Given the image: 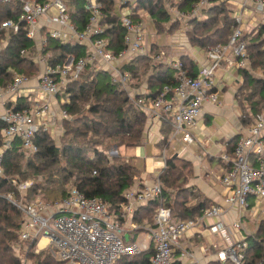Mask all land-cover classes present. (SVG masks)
Listing matches in <instances>:
<instances>
[{"label": "built area", "instance_id": "2783aa9c", "mask_svg": "<svg viewBox=\"0 0 264 264\" xmlns=\"http://www.w3.org/2000/svg\"><path fill=\"white\" fill-rule=\"evenodd\" d=\"M10 1L0 0L1 3ZM20 1L23 4L22 14L18 20L2 22L0 42L4 38L10 40V31H18L21 22L27 25V36L33 45L23 48L21 56L37 65L38 86H26L30 77L15 73L8 86L0 87V103L5 107L0 120L6 124L4 144L0 147V176L3 175L4 151L16 137L22 140L28 155L38 150L34 136L39 129L55 133L57 128L62 127V121L69 117V113L60 107L57 97L64 93L69 82L77 79L88 67L108 70L111 82L124 88L132 99L135 98L136 105L146 112L148 122L156 119L161 125L164 122L171 125L173 134L169 144L180 141L189 145L197 141L194 128L204 104H220L216 69L228 59L230 52L237 70L248 69L251 65L246 42L242 39L247 29L242 11L236 15L239 26L230 41L209 47L206 50L209 63L201 65L197 74L193 75L179 58L165 57V53L154 56L145 52L143 21H135L131 8H128L129 3L135 0H116L126 28L125 47L118 54L109 49L104 37L107 24L102 23L104 10L101 0H84L89 19L82 30L77 29L72 21L69 0ZM249 1L242 3L241 8ZM254 1L255 9L264 12V0ZM167 5L179 17L191 19L200 16L203 7L209 5V0H199L187 13L178 11L169 1ZM3 30L9 31L7 37H3ZM48 37L62 43L83 44L86 53L78 58L69 55L62 64L52 65L46 52ZM147 54L176 71L175 83L164 85L154 98L143 95L136 97L132 73L122 68V64L130 62L134 56ZM25 100L28 104L16 108L18 102ZM66 100L69 101L64 96L60 99L62 103ZM162 157L166 163L165 152ZM252 158H256L257 164ZM222 159L230 164L219 179L227 190L226 203L242 213L250 208L264 216V113H259L246 134L238 139L234 156L225 154ZM32 183V180H27L18 188L25 191ZM162 193L159 178L151 184L140 185L136 182L124 192L126 202L118 212L110 211L102 197L87 196L77 187H71L66 196L53 200L41 195L30 202L16 198L13 193H0V196L12 202L23 214L21 239H36L38 252L49 249L54 257L66 264H114L122 256L140 254L150 248L154 249L152 264H173V254L175 249L181 247V240L196 235L203 228L229 242L225 249L218 252L221 261L230 260L235 264L245 262L248 234L244 233L249 231L242 220V213L229 225L222 219L223 208L220 205L206 207L202 214L177 222L172 221L169 208L160 206L154 216L155 227L146 226L144 243L127 240L125 234L140 227L133 221L136 204L156 200ZM209 219L214 222L206 226ZM181 255L187 257L192 253L184 249Z\"/></svg>", "mask_w": 264, "mask_h": 264}, {"label": "trees", "instance_id": "16d2710c", "mask_svg": "<svg viewBox=\"0 0 264 264\" xmlns=\"http://www.w3.org/2000/svg\"><path fill=\"white\" fill-rule=\"evenodd\" d=\"M168 1L178 11L187 13L199 0H135L129 3L135 21H143L145 14L154 20L157 33L173 35L188 23L184 30L190 46L207 50L209 47L227 44L234 30L239 26L235 10L226 0H209L201 14L191 19L176 17L168 7ZM103 3V24H107L104 37L108 47L118 54L125 47L126 28L117 9L116 0H101ZM69 13L79 30L84 29L89 16L84 0H69ZM20 0L0 2V26L7 19L18 20L22 14ZM258 28L245 31L242 39L246 42L251 61L248 69L238 70L243 80L237 91V99L243 110V125L251 127L259 113H264V22ZM28 28L21 22L18 31H10L9 42L0 49V87L8 86L15 73L27 77L38 74V67L31 60L21 56V50L33 45L27 36ZM6 31H2L3 37ZM158 48L153 44L150 55ZM86 47L77 42L62 43L48 37L46 52L52 65L62 64L69 55L84 56ZM147 55H137L122 68L132 73L134 86L146 84L147 92L141 95L154 98L166 84H174L176 71L164 62L156 61ZM179 59L189 73L197 74L194 57L183 53ZM69 101L60 107L67 110L69 117L62 123L61 134L39 129L34 136L38 150L26 154L22 140L16 137L3 155V175L0 176V193H13L16 198L26 202L37 196L48 198L50 192L61 197L67 195L71 187H77L87 196L102 197L112 212H118L126 202L124 192L140 178L142 170L132 160L110 150L120 147H137L144 141L148 116L136 105L135 98L121 86L111 82V73L106 69L86 68L80 76L65 86L64 93L58 97ZM60 102V99H59ZM25 102H18L21 108ZM164 139L160 146L165 147L169 140L171 125L163 124ZM6 124L0 120V147L4 144ZM245 134L236 135L228 152L234 156L238 139ZM257 164L256 158H252ZM229 169L230 164H227ZM193 175V163L182 157L169 156L165 168L158 178L163 186L162 195L137 208L133 220L139 224V232L146 226L155 227L154 216L160 206L170 209L172 221L177 222L202 214L206 207L212 206L203 194L189 186ZM33 180L25 191L19 185ZM15 181V182H14ZM194 200L195 202H192ZM23 214L12 202L0 196V264H23L17 246L28 245L27 257H37L33 252L36 239L22 240L20 230ZM245 262L243 264H264V219L257 230L247 235ZM153 248L136 255H125L114 264H152ZM37 260L43 264L57 262L50 253L39 254ZM61 262V261H60ZM64 263V262H63ZM213 264H221L215 262ZM224 264H235L227 261Z\"/></svg>", "mask_w": 264, "mask_h": 264}, {"label": "crops", "instance_id": "0c3cea01", "mask_svg": "<svg viewBox=\"0 0 264 264\" xmlns=\"http://www.w3.org/2000/svg\"><path fill=\"white\" fill-rule=\"evenodd\" d=\"M226 1L228 5L235 10L236 15L238 13H241V11L243 14L248 13L252 15L253 11H256V3L254 0L247 2L248 4H246V6L243 8H241L240 5L246 0ZM262 13L263 19L261 22H264V12ZM261 22L257 21L254 18H251L250 16L248 21H244L247 26L246 31L250 32L253 29L258 28V24H260ZM185 28L186 25H184L182 29L178 30L176 33L173 34L175 39V45H173V48L171 49L183 50V48H186L189 52L183 53H189L194 57L198 71L201 65L209 63V59H207L206 50H201L200 48L190 46L187 36L184 32ZM4 31H6L4 36L7 37L9 31ZM8 42L9 40L7 38H4L3 40H1L0 43H2V47H4ZM180 55H175L174 52L165 53V57H173L175 59H178ZM231 60H234V56L230 52L228 54V59L222 62L221 66L216 69L215 73L216 79L219 82L217 95L218 98L224 97V100L220 101V104H213L209 102L205 103L203 107V112L198 118L197 124L194 128V133L197 141L189 145L183 144L180 141H175L172 147V151L174 153L172 155H169L175 157H182L193 163V175L189 179V186H195V188L199 190L203 194L204 198L209 200L211 204L222 206V219L229 225L236 221L239 217V213L241 215L242 212H240V210H238L236 207L229 205L225 201L227 190L221 184L219 179L225 174L227 170V164L222 158L225 154H228L231 149L230 141L236 135L246 134L248 129V127L243 125L241 118L244 117L243 110L239 105V101L236 96L238 88L242 83L243 77ZM231 84H236L234 90L229 88V85ZM26 86L37 87L38 75L30 77ZM133 88L135 94L147 92L145 83L140 85L139 87H136L133 84ZM4 111L5 107L0 103V116L1 114H3ZM213 122L214 126H212ZM163 127L164 126L161 125L156 119H153L147 123L144 132V141L142 145L136 147L138 149V155H140L141 153H143L144 150H146L148 144H153L158 146L159 148H163L159 144L165 137L163 133ZM59 131H62V127L57 128L55 133L57 132L58 134ZM169 146L170 144L168 143L167 146L164 147V150ZM162 155L156 156V158L152 156L146 157V164L144 165V170L141 169L142 174L140 178H138V184H151L158 178L160 173L165 168V162L163 160ZM169 156L167 155V157ZM148 159L149 161L147 162ZM216 159L218 160V166L213 168ZM213 176L215 178V181L212 180ZM59 197H61L59 193L50 192L48 199L53 200ZM253 199L254 197L252 196L250 198L251 205L253 203ZM192 202L195 201L192 200ZM141 205L145 204L137 203L136 207L138 208ZM248 211L255 212L250 208L246 211H243L242 220L244 223L245 220H248L249 218L246 214L248 213ZM253 215V217H255L253 218L255 221V226H249L250 229L247 226L249 232H245L244 234L251 235L252 233H254L259 227L260 222L264 219V216H262L260 213L255 212ZM213 222L214 220L212 219L206 220V226L212 224ZM137 225L140 226L139 224ZM141 233L144 232H139L137 229H132L129 233H127V240H137V237ZM228 245L229 242L227 240L222 239L220 236L212 233L208 228H203L201 231L197 232L196 235L191 237H184L181 240V247L175 249L174 251L173 264H213L215 262L224 264L225 262L230 260L221 261L218 258V252L221 249H225ZM184 249L189 250L192 253V256L182 257L181 252ZM17 250L19 255L22 257L23 264H43L42 262H40V260H37L38 256H40L39 254H51L49 249H42L38 252L35 246L33 252L37 257H27V244L18 245ZM56 259L57 262H54L53 264H64L62 261L60 262L58 258Z\"/></svg>", "mask_w": 264, "mask_h": 264}, {"label": "rangeland", "instance_id": "374dc122", "mask_svg": "<svg viewBox=\"0 0 264 264\" xmlns=\"http://www.w3.org/2000/svg\"><path fill=\"white\" fill-rule=\"evenodd\" d=\"M130 8V7H128ZM240 12V11H239ZM174 14V13H173ZM244 21H248L250 16L251 18H254L256 19L257 21H262L263 19V13L260 12V11H253V14H248V13H244ZM175 16L178 18V14H175ZM201 17H203V14H200ZM183 18V17H182ZM156 18H151L148 14H145V18L143 20V25H144V28H143V34L145 36L144 38V47L147 51H145L146 53H150V49H151V46L152 44H157L158 45V48H157V52L154 54V56L158 53H170V52H174L175 55H180L181 53L183 52H189L186 48H183L182 49H176V50H173L171 48H173V45H175V42H174V36L173 35H169L167 33H160L158 34L157 33V28H156V25H155V20ZM183 25H188V23H183ZM245 26V24H243ZM3 46L2 43H0V48ZM216 73V71H215ZM236 86V84H231L229 85V88L234 90V87ZM59 99H61V97H57V101H59ZM220 101H223L224 100V97H219ZM60 103H62V101H60ZM212 126H214V122L212 124ZM62 131H59L58 134H61ZM164 133V132H163ZM55 135H57V132L54 133ZM172 131H169V137L171 139L172 137ZM174 142H171L170 143V146L167 147L165 150L164 148H159L158 146L156 145H153V144H148L146 150L143 151V153H141L140 155H138L137 153V148L136 147H120L119 149H112L110 150V155H115L117 153L121 154L122 156H125L126 158L132 160V162L137 166L139 167L140 169L144 170V165L146 164L145 163V160H146V157L147 156H152L154 158H156V156H159V155H162L164 154V152L169 156V155H172L174 152L172 151V147L174 145ZM142 150V149H140ZM117 151V153H116ZM160 158V157H158ZM149 161V159L147 160V162ZM216 166H218V160L216 159L215 160V163L213 165V168H215ZM214 178V176H213ZM212 180L215 181V178ZM33 181V180H32ZM42 197V196H41ZM255 212H252V211H248L247 216L249 217L248 220H245V223L246 226H255V221L253 217ZM251 216V218H250ZM247 221V222H246ZM250 229V227H249ZM144 238H145V233H141L139 234V236L137 237V240L139 241V243H144ZM66 264V263H64Z\"/></svg>", "mask_w": 264, "mask_h": 264}, {"label": "water", "instance_id": "95a60500", "mask_svg": "<svg viewBox=\"0 0 264 264\" xmlns=\"http://www.w3.org/2000/svg\"><path fill=\"white\" fill-rule=\"evenodd\" d=\"M125 238L128 239V234L125 235Z\"/></svg>", "mask_w": 264, "mask_h": 264}]
</instances>
